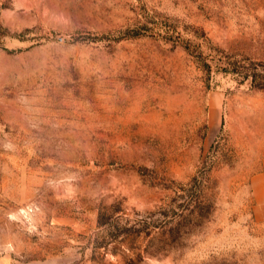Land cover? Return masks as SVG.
<instances>
[{"label":"rangeland","instance_id":"1","mask_svg":"<svg viewBox=\"0 0 264 264\" xmlns=\"http://www.w3.org/2000/svg\"><path fill=\"white\" fill-rule=\"evenodd\" d=\"M264 0H0V264H264Z\"/></svg>","mask_w":264,"mask_h":264},{"label":"trees","instance_id":"2","mask_svg":"<svg viewBox=\"0 0 264 264\" xmlns=\"http://www.w3.org/2000/svg\"><path fill=\"white\" fill-rule=\"evenodd\" d=\"M258 87H264V81L257 85Z\"/></svg>","mask_w":264,"mask_h":264}]
</instances>
